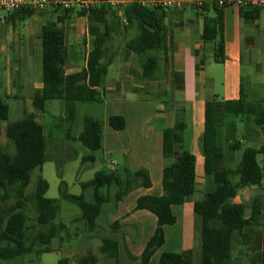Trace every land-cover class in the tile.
<instances>
[{
  "label": "trees",
  "instance_id": "obj_1",
  "mask_svg": "<svg viewBox=\"0 0 264 264\" xmlns=\"http://www.w3.org/2000/svg\"><path fill=\"white\" fill-rule=\"evenodd\" d=\"M215 12L214 17H206L204 22L205 41L217 40V56L223 57V8L215 2L207 3ZM260 9V8H255ZM64 15L73 14L86 17L92 41V48L86 57L85 67L77 73L67 74L66 65L69 49L64 30L58 22H48L42 29L43 47V88L36 90L33 106L44 112L52 100L63 102V121L70 128L77 113L78 103H102L103 92L109 66L116 58L108 54L112 30L120 27L119 11L110 5L94 6L81 10L55 9ZM33 9H22L17 14L31 17ZM128 24L136 23L138 34L129 40L125 48L140 56L143 76L153 77L159 67L158 59L150 52L166 47V29L163 24L162 9L143 7L138 2L129 4L124 12ZM255 15H252V18ZM60 20V17L59 19ZM0 122H6V139L13 144L11 154L0 147V258L12 260L24 254L40 256L51 249L52 241L66 224L56 223L59 214L57 200L49 198V183L39 176L36 188L27 192L32 171L42 168L51 160L48 156L45 126L33 113L26 112L17 121H10V107L6 98L0 95ZM108 122L115 130L126 127V119L119 114L111 115ZM243 128L240 131L239 126ZM186 124L178 119L171 128L164 130L163 154L170 161L163 169V194L141 195L136 200L134 211L146 210L156 217L157 225L142 254L144 264L150 262L166 241L164 227L174 225L177 216L173 207L184 204L196 190V157L183 149V132ZM240 131V132H239ZM264 132V101L251 102L242 94L234 101L210 99L205 106V126L200 144L205 157L204 172L208 182L203 196L195 202L194 214L197 221L199 264H235L234 240L244 248L243 255L248 264H264V192L253 196L250 214L246 216V205L235 199L242 189L264 190V167L259 157L264 155V141L260 147L245 146L243 140L256 139ZM239 133L241 135L239 136ZM68 139H72L69 135ZM90 150L83 162H95V152L103 148V121L85 115L83 130L74 138ZM242 151L241 159L234 168L226 163L234 159V154ZM62 198L77 204L90 230L98 226V218L106 204L123 200L135 187L153 186L147 169L135 172L98 173L82 183L83 191L91 189L93 200L84 194H69L65 182L59 174ZM211 183V182H210ZM114 187L117 191L114 193ZM106 189V194L103 190ZM14 203L7 205L8 200ZM31 204L36 217L31 219L26 211ZM120 224L116 221L112 228ZM100 252L108 257H119V246L113 239H103ZM194 250L182 252L163 251L158 264H192ZM68 262V259L63 260ZM99 257L93 253L81 257L78 264H98Z\"/></svg>",
  "mask_w": 264,
  "mask_h": 264
},
{
  "label": "crops",
  "instance_id": "obj_2",
  "mask_svg": "<svg viewBox=\"0 0 264 264\" xmlns=\"http://www.w3.org/2000/svg\"><path fill=\"white\" fill-rule=\"evenodd\" d=\"M162 13L166 47L161 51L150 52L159 61L158 70L153 77L143 76L140 56L125 48L126 43L138 34L136 23L125 25L121 16L120 27L116 26L112 30L113 36L108 45V54L115 55L116 58L109 66L102 103L112 104L117 108L111 110L114 112L107 114L103 120L102 149L107 155H117L121 159L123 170L135 172L140 168L147 169L153 184L151 188L142 187L135 200L128 204L126 197L117 204L114 203L113 211L116 210L117 213L111 222L119 221L120 224L111 235L105 234L100 238L101 242L107 238L115 240L119 246V256L122 249H126L132 262L142 254L148 242L140 248L137 255L131 254L137 244L134 234L139 225L132 218L137 212L134 211L136 200L145 194H163V169L170 163L163 154L164 130L182 119L186 124L183 149L196 157L195 193L184 204L178 205L181 215L189 216L194 213L195 202L203 196L208 184L213 185V181L208 182L204 172L205 157L200 144L205 126L206 102L213 98L234 101L240 99L242 94L251 102L264 101V8H244L236 4L223 8L222 58L217 56V40L204 39L205 18L215 16L210 6L205 9H162ZM252 15L255 17L252 18ZM56 21L66 34L69 49L66 73L80 72L85 67L86 57L92 48L86 17H78L72 13L64 15L53 8L35 11L27 18L16 12L7 14L0 11V92L4 93L6 101H20L14 109L16 113H22L23 117L26 112L33 113L42 124L44 117L41 116L48 111V103L44 112L36 111L33 106L35 91L43 88L41 33L48 22ZM155 95L164 99L153 104L151 99ZM25 96L32 108L26 106L27 101L24 102L23 99ZM140 102L152 105L150 114H138L130 118L126 113L131 112L132 107L135 108ZM11 114L10 108V117ZM114 114L125 117V129L115 130L110 126L108 119ZM64 117L65 111L59 118L58 126L64 124ZM139 118L140 123L133 122ZM156 121L160 125H154ZM6 125V122H0V135L5 140ZM69 135L70 131L66 134L67 139ZM263 141L264 132L256 139L251 137L243 140V144L260 147ZM237 153L233 160L226 163L228 167L234 168L241 159ZM259 161L264 167V155L259 157ZM112 163L119 164L115 161ZM253 190L255 189L240 190L235 201L243 202L247 209L248 202H251L255 194ZM263 192L264 190L260 193ZM101 246L102 244L100 248ZM103 258L104 261L99 259L98 264H115L112 261L115 258L105 255Z\"/></svg>",
  "mask_w": 264,
  "mask_h": 264
},
{
  "label": "rangeland",
  "instance_id": "obj_3",
  "mask_svg": "<svg viewBox=\"0 0 264 264\" xmlns=\"http://www.w3.org/2000/svg\"><path fill=\"white\" fill-rule=\"evenodd\" d=\"M17 91V89H15ZM1 96H4L3 92H0ZM24 102L28 108H32L27 96L23 97ZM164 98L160 95H155L151 102L153 104L160 103ZM18 100L9 99L7 103L12 109L11 121L20 120L23 118V114L15 112V107L18 104ZM129 105H125L128 107ZM152 106V105H151ZM150 104H144L142 102L132 107L131 112H127L130 118L135 117L138 114L147 116L150 114ZM115 107L108 103H78L77 113L72 127L65 123L62 126H58L59 118L63 116L64 105L60 100H52L48 102V111L44 113V126L47 142V153L51 157V160L47 161L43 167L36 168L32 171L31 182L27 188V192H32L36 188L37 180L39 176H43L50 185L47 196L57 200L59 206V214L56 219V223H65L67 226L64 230L58 233V236L52 241L51 249L44 254L37 256L35 254H24L18 256L12 260H4L0 258V264H78V260L87 255L93 253L99 257L101 262L104 261V254L100 252L101 236L108 234L111 235L113 231L117 230L112 228L115 222H111L117 211H113L115 201L106 204L100 214L97 222L98 228L90 230L84 220L81 219L82 211L80 207L64 198L60 191V177L65 182L66 191L69 194L80 195L84 194L85 198L89 201L93 200V192L91 189L83 191L82 183L92 180L98 173H111L114 171H123V165L121 159L117 155H107L103 149L96 151V161L83 162V157L90 154V150L86 148L80 141L74 138L83 130V121L85 115H91L104 120L107 114L114 112ZM116 110V109H115ZM132 113V114H131ZM139 122L140 118L137 121ZM154 125H160L158 121ZM242 125L239 126L241 131ZM70 131L72 136L71 140L66 138L67 132ZM239 131V132H240ZM241 133H239V136ZM5 140L0 135V146L3 150H7L9 153L14 154L15 148L13 144ZM237 155L241 156L242 151ZM113 161L119 162L112 163ZM142 187H134L126 196V204L135 200V197L139 194V190ZM256 190V191H255ZM253 190L254 196L260 193V190ZM117 191V187H114L113 192ZM107 190L104 189L103 193L106 194ZM245 199V198H244ZM14 203V199H10L7 205ZM27 213L31 219L36 217V213L31 204L27 205ZM250 211V203L247 204L246 216ZM174 214L177 216L178 221L174 225H167L164 227V231L167 238V243L158 250L157 253L151 258L147 264H158L159 256L163 251L180 252L182 250H194L193 264H199V250H198V234H197V221L195 214L181 215V210L178 206L174 207ZM135 223H139L136 234L137 244L131 254L137 255L140 248L148 241L150 236L154 233L157 225L156 217L148 211H137L132 216ZM129 219H131L129 217ZM111 223V225H110ZM127 230V228H124ZM128 231V230H127ZM126 250V249H125ZM122 249L119 257L115 258V264H144L141 260V255L135 257V262L129 259L128 253ZM244 248L239 242V239L234 240V256L235 264H248L249 258L243 255ZM130 255V254H129ZM106 256V255H105ZM132 257V256H131ZM68 259V262L63 260ZM118 259L119 261L116 262Z\"/></svg>",
  "mask_w": 264,
  "mask_h": 264
},
{
  "label": "built area",
  "instance_id": "obj_4",
  "mask_svg": "<svg viewBox=\"0 0 264 264\" xmlns=\"http://www.w3.org/2000/svg\"><path fill=\"white\" fill-rule=\"evenodd\" d=\"M135 1L143 7L155 9L184 10L190 7L203 9L207 3L212 1H215L221 8L232 4L244 8H264V0H0V11L7 14H12L26 8L39 12L49 8L67 11L72 9H89L105 4L117 9L120 16H122L123 23L127 25L128 20L125 18L123 12L129 4Z\"/></svg>",
  "mask_w": 264,
  "mask_h": 264
}]
</instances>
